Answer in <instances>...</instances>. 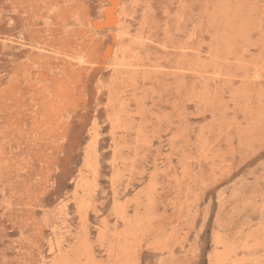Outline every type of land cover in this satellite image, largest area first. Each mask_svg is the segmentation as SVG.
<instances>
[{"label":"rangeland","instance_id":"374dc122","mask_svg":"<svg viewBox=\"0 0 264 264\" xmlns=\"http://www.w3.org/2000/svg\"><path fill=\"white\" fill-rule=\"evenodd\" d=\"M0 264H264V0H0Z\"/></svg>","mask_w":264,"mask_h":264}]
</instances>
